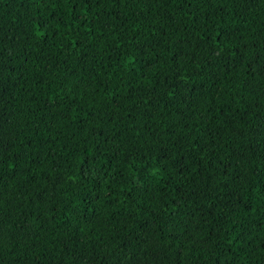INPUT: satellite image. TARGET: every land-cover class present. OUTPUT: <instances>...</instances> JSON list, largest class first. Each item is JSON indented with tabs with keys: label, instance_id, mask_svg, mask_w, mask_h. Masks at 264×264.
I'll use <instances>...</instances> for the list:
<instances>
[{
	"label": "trees",
	"instance_id": "1",
	"mask_svg": "<svg viewBox=\"0 0 264 264\" xmlns=\"http://www.w3.org/2000/svg\"><path fill=\"white\" fill-rule=\"evenodd\" d=\"M0 264H264V0H0Z\"/></svg>",
	"mask_w": 264,
	"mask_h": 264
}]
</instances>
